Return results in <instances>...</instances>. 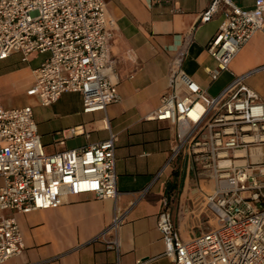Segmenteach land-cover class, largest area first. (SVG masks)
Returning <instances> with one entry per match:
<instances>
[{"label":"built area","instance_id":"built-area-1","mask_svg":"<svg viewBox=\"0 0 264 264\" xmlns=\"http://www.w3.org/2000/svg\"><path fill=\"white\" fill-rule=\"evenodd\" d=\"M222 8L223 21L206 50L220 72L229 71L241 48L264 28V0L243 10L231 0H211L200 22ZM115 21L103 0H0V62L20 54L46 55L33 70L27 95L39 106L55 104L65 93H79L83 113L105 112L118 103L110 76L109 42ZM183 56L171 65L169 92L146 119L175 128L169 161L184 155L191 170L211 181L202 210L215 227L188 240L175 230L164 209L157 228L164 256L173 264H264V102L236 77L218 95L209 96L182 71ZM117 137L48 155L37 131L32 107L5 108L0 102V211L28 214L57 209L67 197L92 194L116 200ZM115 215L106 231L122 223ZM113 246L118 251L115 237ZM24 249L16 219L0 214V264Z\"/></svg>","mask_w":264,"mask_h":264},{"label":"crops","instance_id":"crops-1","mask_svg":"<svg viewBox=\"0 0 264 264\" xmlns=\"http://www.w3.org/2000/svg\"><path fill=\"white\" fill-rule=\"evenodd\" d=\"M115 21L109 42L110 76L117 82L119 102L105 112L83 113L79 93H65L49 106H39L27 90L33 70L46 55L32 53L27 63L0 74V102L18 89L31 106L45 153L53 155L103 141L116 135V200L92 194L67 197L57 209L28 214L7 212L16 219L23 238L21 254L7 264H173L164 256L165 244L157 218L167 209L176 232L188 240L215 227L202 210L211 181L207 173L191 170L184 155L169 156L175 128L146 117L169 92L172 62L183 56L182 71L209 95H218L236 77L264 102V28L251 37L230 65L212 81L217 64L206 50L223 18L222 8L205 23L201 14L211 0H103ZM243 10L256 0H231ZM8 57L5 60H8ZM3 60V61H5ZM1 61V62H3ZM0 62V63H1ZM122 215L116 233L106 231ZM118 241V251L113 241Z\"/></svg>","mask_w":264,"mask_h":264},{"label":"rangeland","instance_id":"rangeland-1","mask_svg":"<svg viewBox=\"0 0 264 264\" xmlns=\"http://www.w3.org/2000/svg\"><path fill=\"white\" fill-rule=\"evenodd\" d=\"M27 65V63H22L18 55L10 57L8 60H5L0 63V74H3L12 68L21 67ZM4 105L6 107H18L25 103V99L22 93L18 89H12L10 92H5L4 94ZM7 212H1L0 214L6 215Z\"/></svg>","mask_w":264,"mask_h":264}]
</instances>
